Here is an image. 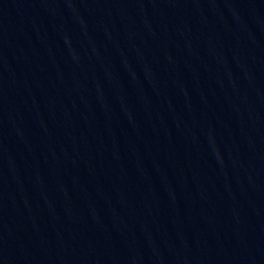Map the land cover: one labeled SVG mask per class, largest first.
<instances>
[{"label": "water", "instance_id": "1", "mask_svg": "<svg viewBox=\"0 0 264 264\" xmlns=\"http://www.w3.org/2000/svg\"><path fill=\"white\" fill-rule=\"evenodd\" d=\"M0 264H264V0H0Z\"/></svg>", "mask_w": 264, "mask_h": 264}]
</instances>
